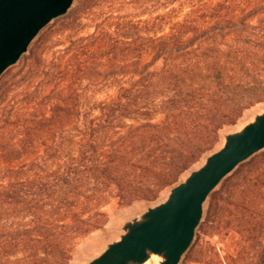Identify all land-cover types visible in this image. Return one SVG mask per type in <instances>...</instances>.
I'll list each match as a JSON object with an SVG mask.
<instances>
[{
    "label": "trees",
    "instance_id": "obj_1",
    "mask_svg": "<svg viewBox=\"0 0 264 264\" xmlns=\"http://www.w3.org/2000/svg\"><path fill=\"white\" fill-rule=\"evenodd\" d=\"M63 17L0 87V264H69L105 206L157 201L264 101V0H83ZM200 231L235 243L212 264H264V151Z\"/></svg>",
    "mask_w": 264,
    "mask_h": 264
},
{
    "label": "water",
    "instance_id": "obj_2",
    "mask_svg": "<svg viewBox=\"0 0 264 264\" xmlns=\"http://www.w3.org/2000/svg\"><path fill=\"white\" fill-rule=\"evenodd\" d=\"M76 0H0V78L40 32ZM219 149L172 186L167 197L126 220L85 264H180L192 246L211 194L243 163L264 151V110L224 132Z\"/></svg>",
    "mask_w": 264,
    "mask_h": 264
},
{
    "label": "rangeland",
    "instance_id": "obj_3",
    "mask_svg": "<svg viewBox=\"0 0 264 264\" xmlns=\"http://www.w3.org/2000/svg\"><path fill=\"white\" fill-rule=\"evenodd\" d=\"M81 1L83 0H76L72 8H76ZM67 20L68 17H61L59 19L54 20L43 30V34L45 36H48L50 32L56 30L61 24L65 23ZM23 66V59H21L16 65L10 67L0 78V87L10 82V80L22 70ZM263 110L264 101L256 103L244 112L243 116L240 118L239 122L236 125L228 128L224 132H230L240 129L245 123L251 120L255 114L260 113ZM222 143L223 137L221 136L219 142L216 144V146L210 153L219 149ZM210 153H208L207 155H209ZM205 157H203L198 163H196L190 171L197 169L204 162ZM258 160H260V157L255 158V163ZM248 167L250 168V166L242 167L237 171V173H235L234 176H236L238 172L242 173L244 170L248 169ZM190 171L186 172L180 178L179 182L183 181V179L189 174ZM169 189L165 190L161 194L159 199L154 202L139 201L134 202L128 206L119 205L117 200H114L109 203L103 209L109 216L108 222L101 229L94 231L93 233L85 237L83 240H81V242L77 245L73 254V258L69 264H85L89 259L96 256L99 252V249L107 241H109L111 238L115 237L119 233V227L126 220L130 219L135 214L143 211L146 206L154 205L158 202L163 201L167 197ZM235 249V243L232 240H227L226 238L222 239V237L219 238L216 236L210 237L204 235L201 231L198 232L197 230L195 240L190 249L182 258L180 264H212L211 258H217V256H219L220 258H224L228 254H233Z\"/></svg>",
    "mask_w": 264,
    "mask_h": 264
}]
</instances>
